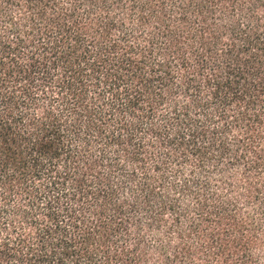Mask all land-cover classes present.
Returning a JSON list of instances; mask_svg holds the SVG:
<instances>
[{
	"label": "trees",
	"instance_id": "trees-1",
	"mask_svg": "<svg viewBox=\"0 0 264 264\" xmlns=\"http://www.w3.org/2000/svg\"><path fill=\"white\" fill-rule=\"evenodd\" d=\"M0 264H264V0H0Z\"/></svg>",
	"mask_w": 264,
	"mask_h": 264
}]
</instances>
